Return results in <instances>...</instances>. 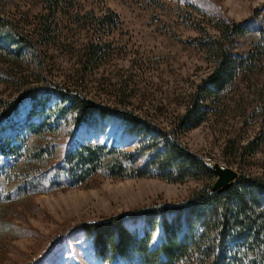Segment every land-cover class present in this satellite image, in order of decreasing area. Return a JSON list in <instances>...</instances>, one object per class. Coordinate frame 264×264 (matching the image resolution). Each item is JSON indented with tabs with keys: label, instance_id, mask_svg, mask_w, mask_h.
Here are the masks:
<instances>
[{
	"label": "rangeland",
	"instance_id": "rangeland-1",
	"mask_svg": "<svg viewBox=\"0 0 264 264\" xmlns=\"http://www.w3.org/2000/svg\"><path fill=\"white\" fill-rule=\"evenodd\" d=\"M47 43L39 45L44 65L24 62L14 69L28 86L47 83L75 88L85 97L126 108L169 128L188 105L211 65L193 39L219 36L215 20L245 23L258 9L264 26V0H58ZM116 27L90 30L91 19L107 12ZM47 10L39 0H4L2 17L24 36L40 39ZM80 17L84 28L76 24ZM199 26V34L194 27ZM255 36L241 38L235 53L249 50ZM102 45L105 59L84 64V44ZM262 70V71H261ZM13 84L0 85V96L15 95ZM264 67L239 80L222 101L207 105L204 123L181 136L183 143L210 168L217 164L239 175L264 181ZM112 121L92 126L87 143L116 145L133 151L137 144ZM64 134V133H63ZM60 135L51 165L63 155ZM203 186L200 181L171 184L159 179L98 178L87 187L40 191L10 186L0 179V264H105L77 229L83 223L127 215L139 207L173 205Z\"/></svg>",
	"mask_w": 264,
	"mask_h": 264
},
{
	"label": "trees",
	"instance_id": "trees-1",
	"mask_svg": "<svg viewBox=\"0 0 264 264\" xmlns=\"http://www.w3.org/2000/svg\"><path fill=\"white\" fill-rule=\"evenodd\" d=\"M40 39L34 41L2 17L0 0V85L13 84L16 93L0 96V179L15 187L40 191L87 187L98 178L159 179L171 184L203 182L184 201L139 207L127 215L83 223L78 231L105 264H264V181L239 175L223 192L212 191L215 173L183 143L181 136L198 128L207 105L222 101L233 86L264 67V26L257 27L255 9L245 23L213 22L219 36L190 42L205 53L209 73L197 84L184 112L165 128L126 108L95 102L75 88L47 83L28 86L14 69L26 61L43 67L39 45L47 43L58 0H39ZM264 12V5L262 8ZM91 19L90 30L116 27L112 12ZM76 24L86 29L80 17ZM199 34V26H191ZM255 36L249 50L235 53L239 39ZM84 64L105 59L104 47L88 39ZM262 71V70H261ZM259 114L264 121V106ZM112 121L137 144L133 151L116 145L87 143V131ZM64 133V134H63ZM67 137L61 160L51 165L60 135Z\"/></svg>",
	"mask_w": 264,
	"mask_h": 264
},
{
	"label": "water",
	"instance_id": "water-1",
	"mask_svg": "<svg viewBox=\"0 0 264 264\" xmlns=\"http://www.w3.org/2000/svg\"><path fill=\"white\" fill-rule=\"evenodd\" d=\"M212 171L216 179L212 185V191L223 192L228 190L233 182L239 178V174L230 168H221L217 164L212 165Z\"/></svg>",
	"mask_w": 264,
	"mask_h": 264
}]
</instances>
